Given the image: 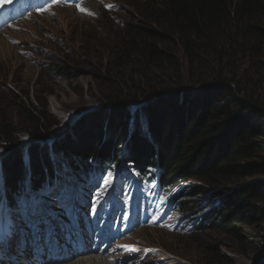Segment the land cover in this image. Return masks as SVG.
Wrapping results in <instances>:
<instances>
[{"label": "trees", "instance_id": "1", "mask_svg": "<svg viewBox=\"0 0 264 264\" xmlns=\"http://www.w3.org/2000/svg\"><path fill=\"white\" fill-rule=\"evenodd\" d=\"M137 13L123 23L117 45L118 53L136 59L137 72L128 80L122 72L103 78L105 105L88 119L96 125L83 142L55 133L45 144L53 127L45 109L22 107L33 123L24 153L18 129L0 125L8 206L29 197L27 179L29 192L40 194L67 169L80 177L120 166L122 158L170 190L192 177L215 183L264 176V0H146ZM140 97L149 107L129 112ZM205 188L183 187L184 208ZM202 220L208 231L243 246L245 231L264 224V179L233 190ZM205 229L190 238L221 261Z\"/></svg>", "mask_w": 264, "mask_h": 264}, {"label": "rangeland", "instance_id": "2", "mask_svg": "<svg viewBox=\"0 0 264 264\" xmlns=\"http://www.w3.org/2000/svg\"><path fill=\"white\" fill-rule=\"evenodd\" d=\"M145 1L85 0L81 7L76 5L67 7L69 10L65 9L68 15H74L69 24L59 19L65 6L55 5L36 15L39 17L26 18L21 23L0 31V37L5 43L4 48L0 49V125L9 123L15 130H19L16 135L23 145V153L27 149L26 144L33 142L30 138L33 123L23 115V106L36 113L45 109L50 116L53 127L47 132L51 140L47 143H53L58 138L53 139L55 133L64 134L62 140L68 138L80 143L85 140L83 133L90 131V127L94 126L91 124H95L88 119L102 111L105 105L102 93L106 86L103 78L112 75L119 77L120 74L117 73L122 72L123 77L128 80L137 72L138 67L134 63L136 59L133 62L127 55L118 53L117 45L123 35V23L127 19L137 20V10ZM44 14L47 16H43ZM36 23L39 26L42 23L53 25L50 29H38L34 34L30 31L29 24ZM7 31L14 33V38ZM123 90L135 95L131 89ZM149 105L146 99L140 97L128 106V110H136L137 115L139 110L147 109ZM130 121L131 119L128 121L129 125ZM143 121L141 116L137 122L144 131ZM129 127L132 131L131 125ZM3 155V149H0V158ZM124 166L127 169L131 164L127 160ZM114 178L115 174L112 173L101 179L97 186L99 193L122 190L123 186L120 188L111 185ZM263 179L264 176L240 180L218 179L213 183L192 177L180 182L176 192L184 190L182 188L188 185L206 188L204 193L188 197V207L184 209L180 206L177 209L174 202L167 203L161 194V203L170 211L165 224L148 227L146 230L139 229L125 236L112 256H108L109 260H112V264H258V261L259 264H264V224L247 229L244 244L240 246L205 229L202 220L215 202L219 203L227 194L247 183ZM72 180V186L76 185V179L72 177ZM85 189L80 188L79 191ZM175 194L171 195L175 197ZM48 198L50 197L44 196L43 199ZM2 200L0 199V225L22 222L21 218L28 214V210L13 214ZM49 200L52 201L51 198ZM38 202L40 203L39 200ZM53 205L57 207V202L41 203L46 209H51L50 206ZM204 229L203 235L220 247V255L223 256L221 261L213 257L208 247L190 238L195 234L200 235L198 231ZM79 259L82 257L63 264H79Z\"/></svg>", "mask_w": 264, "mask_h": 264}, {"label": "bare ground", "instance_id": "3", "mask_svg": "<svg viewBox=\"0 0 264 264\" xmlns=\"http://www.w3.org/2000/svg\"><path fill=\"white\" fill-rule=\"evenodd\" d=\"M82 6V5H81ZM80 6V7H81ZM54 9V8H53ZM65 9H68L69 10V8H65L64 7V10H61L62 11V13L59 15V19L61 18V20L62 21H64V23H66V24H69L70 22H71V20H73V17H74V15L73 16H70V15H68V13H67V10H65ZM70 12V11H69ZM43 16H47V14L45 15H43ZM35 17H39V16H35ZM76 18V17H75ZM60 20V21H61ZM67 21V22H66ZM34 22V21H33ZM21 23V22H20ZM37 24V23H36ZM36 24H29L30 26H31V28H30V31L32 32V33H36L37 32V30L38 29H47V28H49L50 29V27L53 25V23H42L43 25V27L42 26H39L38 24H37V26H35ZM24 25V24H23ZM54 27V26H53ZM8 32V34H9V36H12L13 38H14V33H12V32H10V31H7ZM29 34V33H28ZM2 35V34H1ZM0 35V36H1ZM30 35V34H29ZM28 36V35H27ZM35 36V35H34ZM26 38V37H25ZM18 39V38H17ZM34 39V38H33ZM36 40V39H35ZM5 43H4V41H3V39H2V37H0V49H3L4 48V45ZM1 52V51H0ZM76 176V175H75ZM142 230H146V228L145 229H142ZM132 254V253H131ZM92 255V254H91ZM109 256V255H108ZM133 256V255H132ZM126 257V256H125ZM128 257V256H127ZM19 259H20V261H18V263L19 264H40L38 261H35L34 259H33V257L31 256V255H28V257L27 258H23V257H18ZM122 258V257H121ZM132 258V257H131ZM119 259V258H118ZM120 260H122V259H120ZM78 262H79V264H112L111 263V261L109 260V258L107 257V256H105V257H103V256H99V255H97V256H87V257H82V259H79V260H77ZM68 264H76V263H68Z\"/></svg>", "mask_w": 264, "mask_h": 264}, {"label": "water", "instance_id": "4", "mask_svg": "<svg viewBox=\"0 0 264 264\" xmlns=\"http://www.w3.org/2000/svg\"><path fill=\"white\" fill-rule=\"evenodd\" d=\"M64 135V134H63ZM53 139H55V137L53 138ZM48 140H50V139H47L46 141H44V143L46 144L47 142H48ZM56 140V139H55ZM51 141V140H50Z\"/></svg>", "mask_w": 264, "mask_h": 264}]
</instances>
